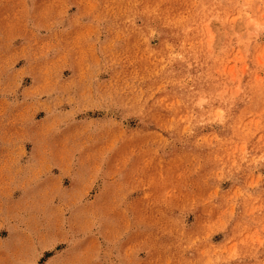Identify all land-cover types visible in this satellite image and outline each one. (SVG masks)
Masks as SVG:
<instances>
[{
	"label": "rangeland",
	"instance_id": "1",
	"mask_svg": "<svg viewBox=\"0 0 264 264\" xmlns=\"http://www.w3.org/2000/svg\"><path fill=\"white\" fill-rule=\"evenodd\" d=\"M0 264H264V0H0Z\"/></svg>",
	"mask_w": 264,
	"mask_h": 264
}]
</instances>
